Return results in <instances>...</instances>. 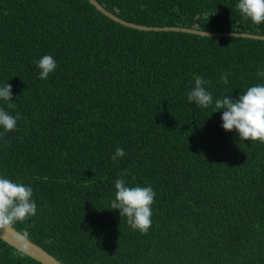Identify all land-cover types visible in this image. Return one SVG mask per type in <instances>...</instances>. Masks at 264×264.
Masks as SVG:
<instances>
[{
    "label": "trees",
    "instance_id": "1",
    "mask_svg": "<svg viewBox=\"0 0 264 264\" xmlns=\"http://www.w3.org/2000/svg\"><path fill=\"white\" fill-rule=\"evenodd\" d=\"M96 1L135 23L264 34L239 0ZM44 55L57 63L47 80ZM261 71V38L131 28L88 0H0V86L15 105L0 107L21 117L0 136V178L37 205L12 225L62 264H264V143L187 100L197 75L215 101L264 84ZM117 179L151 186L155 212L177 216L133 230L110 207ZM0 264L41 263L0 239Z\"/></svg>",
    "mask_w": 264,
    "mask_h": 264
},
{
    "label": "clouds",
    "instance_id": "2",
    "mask_svg": "<svg viewBox=\"0 0 264 264\" xmlns=\"http://www.w3.org/2000/svg\"><path fill=\"white\" fill-rule=\"evenodd\" d=\"M235 7L243 21L250 20L255 25H260L264 22V0H239ZM229 32L243 33L235 35L255 39L259 38L244 34L264 35L262 33L244 31ZM36 66L39 69V78L47 80L49 75L55 71L57 63L52 56L44 55L36 62ZM230 75L231 73L221 74L220 82L228 85V77ZM257 76L264 78V71L258 72ZM210 83V81H206L203 77L197 75L194 80V86L187 93L188 102L194 103L201 109H207L214 104L213 112L222 111L220 117L222 121L221 127L226 132L235 130L239 135L240 141H259L264 143V84H256L247 88L243 94L238 95L235 99L228 94L213 101L212 93L205 87L206 84ZM11 97V85L5 82L0 86V100L6 102L9 109L15 107ZM20 118L19 114L11 115L5 108L0 107V128L3 129V132H0V136L16 131L17 121ZM125 155L124 149L118 147L115 149L111 159L116 160ZM121 175H127V170H122ZM114 188L115 194L111 196L110 201L111 210H119L120 217L126 218L127 224L141 234H147L151 226L165 228L167 226L165 217L177 216V213L164 214L155 212L157 197L151 186H128L124 179H117L114 182ZM33 195L31 186L23 183H14L6 177L0 178V228L10 225L14 227L12 224L23 223L36 216L37 205L33 200ZM16 230L19 232L18 229Z\"/></svg>",
    "mask_w": 264,
    "mask_h": 264
},
{
    "label": "water",
    "instance_id": "3",
    "mask_svg": "<svg viewBox=\"0 0 264 264\" xmlns=\"http://www.w3.org/2000/svg\"><path fill=\"white\" fill-rule=\"evenodd\" d=\"M88 2L93 5L95 9L100 11L103 15L108 17L109 19L122 24L127 27L136 28V29H168V30H180L190 33H198L203 35H235V34H243V33H234L229 31H203L198 30L191 27H184L178 25H164V26H157V25H144L134 23L132 21L122 19L115 14L106 10L101 4H99L96 0H88ZM253 37H258L264 39V35H257V34H244ZM0 239L5 243L9 244L10 246L14 247L15 249L25 253L29 257L35 259L36 261L40 262L41 264H62L59 260L53 257L50 253L46 250L41 248L38 244L28 239L24 234L18 232L14 227L4 226L0 228Z\"/></svg>",
    "mask_w": 264,
    "mask_h": 264
}]
</instances>
